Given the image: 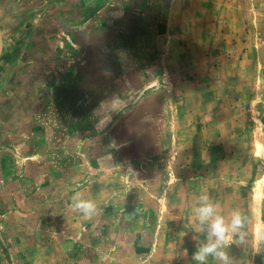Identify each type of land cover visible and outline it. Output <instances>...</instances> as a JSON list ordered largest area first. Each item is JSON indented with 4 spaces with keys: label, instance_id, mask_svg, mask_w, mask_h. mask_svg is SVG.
I'll return each instance as SVG.
<instances>
[{
    "label": "crops",
    "instance_id": "0c3cea01",
    "mask_svg": "<svg viewBox=\"0 0 264 264\" xmlns=\"http://www.w3.org/2000/svg\"><path fill=\"white\" fill-rule=\"evenodd\" d=\"M47 1L54 16L37 32L53 35L38 47L52 49L58 80L17 76L23 95L0 98V264H198L192 255L207 242L198 197L216 204L225 179H241L217 164L242 162L229 149L260 129L257 107L243 102L264 92V0ZM172 96L176 130L188 134L176 141L185 206L175 204L170 222L136 164L151 157L155 139L142 132L163 129ZM252 195L243 194L250 207L229 209L251 211ZM76 200L95 210L86 215Z\"/></svg>",
    "mask_w": 264,
    "mask_h": 264
},
{
    "label": "rangeland",
    "instance_id": "374dc122",
    "mask_svg": "<svg viewBox=\"0 0 264 264\" xmlns=\"http://www.w3.org/2000/svg\"><path fill=\"white\" fill-rule=\"evenodd\" d=\"M48 3L47 0H0V20L6 30L5 46L0 57V98L5 97L6 93L11 95V93H15L14 91L20 92L22 90L23 84H21V79L17 80V76H43L45 80L47 78L51 79V81L55 78L58 80L55 75L59 74L62 69L60 68L61 65L56 63L55 57H52V49L48 50L44 48L43 50H39L40 48L38 47L42 43H46L45 41L53 35V32L49 33L48 29L41 34L37 32V25L51 23L49 20L53 19L54 12L49 8L50 4ZM39 19H41L42 23H39ZM241 37V34L237 33L233 41H236V39L240 40ZM224 39L228 38L225 36ZM244 41L250 42L253 40L246 39V34L244 33ZM236 52L239 53L240 49ZM252 54V51L248 52V57ZM251 58L252 56L248 60ZM166 72L165 76L169 72V65L166 66ZM255 73L256 70L254 74L251 73L250 75L254 76ZM258 75L259 72L256 76ZM38 84L39 88L42 89L43 83L40 82ZM89 86L93 87L89 93L96 91L99 94V83H90ZM166 86L171 89L172 84H167ZM45 87H47V82L45 83ZM68 91L79 92L80 89L74 85ZM166 92L171 93L170 91ZM20 93L23 95L22 92ZM144 93V90L137 93L135 98L131 99L130 105L138 106L140 102H143ZM255 97L254 101L245 99L243 103L244 105L246 103L250 106L255 104V107H257V123H253L257 124L260 129L246 133L243 141H241L242 143L239 145L240 147L232 148L228 151V153H231L232 158L241 157L242 162H227L226 164L222 163L221 166L217 164L216 167L217 171L220 170L227 176H229V172L231 171L237 172L241 176L239 177L241 179L232 181L226 180V178L223 185H221L220 192L217 190L216 196L218 211L221 215H224L226 220L230 221L233 211H239L244 218V227L239 233L233 236V242L225 249L227 253H230L231 264H264V210L258 220L252 215L251 211L229 209V206L238 208L239 204H243L245 208L250 207V204L246 205L249 200H245V197H243L245 191L250 190L253 194L251 200L256 201L257 199L261 207L264 208V118L262 119L259 116L261 111L264 114V92L262 89L257 91ZM156 101L159 104L161 99ZM165 101L164 105L169 106V112L165 120H162L163 129L152 127L153 129L151 131L147 133L142 132L146 134V137L150 134L151 139L155 140H153V145H151V157L148 161L146 160L145 164L137 163L136 170L139 172L143 171V165H145V171L150 173L151 179L148 178L147 185L152 187L151 198L155 200L153 204L157 202L158 208L161 207L163 212L168 213L170 222H173L179 213L175 204L183 203L185 206V202L183 201L185 195L183 196V200L180 195H177L178 190L183 187V185L180 186L181 182L186 179V176H184L186 169L176 162V141L178 137L181 138V135L188 134V131L182 132L180 130L178 132L176 130V123L179 120V116L175 113L176 103L174 97L172 96V98ZM254 114L253 116H255ZM152 119V123L154 124V118ZM138 121L141 122L142 120ZM249 138L250 140H254L253 145H248L247 140ZM148 166H150V169ZM148 173L146 175H149ZM249 175L251 176L250 179ZM247 176L248 178L246 179ZM143 181V179H137V184H143ZM158 188L162 189L161 194ZM223 198L225 199L224 202L222 201ZM170 205L172 206L170 207ZM170 231L173 232V230ZM171 232L168 231L167 234L170 236ZM241 233L243 234V241H240ZM152 246V260H154L155 253H158L157 242H153ZM166 249L171 248L169 246ZM164 260L167 263L174 261L168 257Z\"/></svg>",
    "mask_w": 264,
    "mask_h": 264
},
{
    "label": "clouds",
    "instance_id": "9594fccd",
    "mask_svg": "<svg viewBox=\"0 0 264 264\" xmlns=\"http://www.w3.org/2000/svg\"><path fill=\"white\" fill-rule=\"evenodd\" d=\"M198 203L199 206L194 208L193 212L201 226V231H206L207 242L199 244L192 255V259L197 261L198 264H206L207 258L211 255L218 259L221 264H231L230 257L224 249L233 242V236L244 227L242 214L239 211H233L230 221L226 220L219 213L218 205L214 204L206 194L198 197ZM73 207L83 211L86 215L95 210L94 203L85 200H76ZM251 213L258 220L260 219L262 207L258 200L254 201ZM240 241H243L242 233Z\"/></svg>",
    "mask_w": 264,
    "mask_h": 264
},
{
    "label": "water",
    "instance_id": "95a60500",
    "mask_svg": "<svg viewBox=\"0 0 264 264\" xmlns=\"http://www.w3.org/2000/svg\"><path fill=\"white\" fill-rule=\"evenodd\" d=\"M5 35H6L5 26L0 20V57L5 46Z\"/></svg>",
    "mask_w": 264,
    "mask_h": 264
},
{
    "label": "bare ground",
    "instance_id": "6f19581e",
    "mask_svg": "<svg viewBox=\"0 0 264 264\" xmlns=\"http://www.w3.org/2000/svg\"><path fill=\"white\" fill-rule=\"evenodd\" d=\"M258 197V196H257Z\"/></svg>",
    "mask_w": 264,
    "mask_h": 264
}]
</instances>
